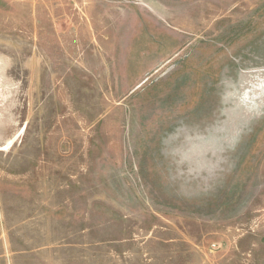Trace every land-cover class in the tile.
Masks as SVG:
<instances>
[{"label": "rangeland", "instance_id": "374dc122", "mask_svg": "<svg viewBox=\"0 0 264 264\" xmlns=\"http://www.w3.org/2000/svg\"><path fill=\"white\" fill-rule=\"evenodd\" d=\"M0 264H264V0H0Z\"/></svg>", "mask_w": 264, "mask_h": 264}]
</instances>
